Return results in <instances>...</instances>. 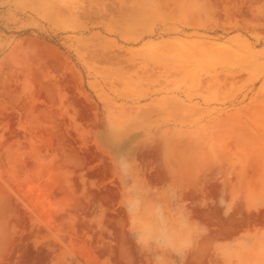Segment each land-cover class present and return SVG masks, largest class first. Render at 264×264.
Wrapping results in <instances>:
<instances>
[{
  "label": "rangeland",
  "instance_id": "rangeland-1",
  "mask_svg": "<svg viewBox=\"0 0 264 264\" xmlns=\"http://www.w3.org/2000/svg\"><path fill=\"white\" fill-rule=\"evenodd\" d=\"M0 264H264V0H0Z\"/></svg>",
  "mask_w": 264,
  "mask_h": 264
}]
</instances>
